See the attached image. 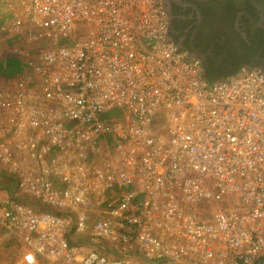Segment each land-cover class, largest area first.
I'll use <instances>...</instances> for the list:
<instances>
[{
    "label": "built area",
    "instance_id": "obj_1",
    "mask_svg": "<svg viewBox=\"0 0 264 264\" xmlns=\"http://www.w3.org/2000/svg\"><path fill=\"white\" fill-rule=\"evenodd\" d=\"M0 3L30 49L0 78V247L24 264L264 260L262 70L210 82L163 0Z\"/></svg>",
    "mask_w": 264,
    "mask_h": 264
},
{
    "label": "flooded vegetation",
    "instance_id": "obj_2",
    "mask_svg": "<svg viewBox=\"0 0 264 264\" xmlns=\"http://www.w3.org/2000/svg\"><path fill=\"white\" fill-rule=\"evenodd\" d=\"M163 2L170 39L181 49L221 70L229 59L264 72V0Z\"/></svg>",
    "mask_w": 264,
    "mask_h": 264
},
{
    "label": "trees",
    "instance_id": "obj_3",
    "mask_svg": "<svg viewBox=\"0 0 264 264\" xmlns=\"http://www.w3.org/2000/svg\"><path fill=\"white\" fill-rule=\"evenodd\" d=\"M8 7H9L8 4L0 3V26H5V24L11 22L14 18L15 10L7 9ZM6 9L7 12H5ZM27 39H28V34L26 32L22 34H18L17 36L8 39L7 44L8 46L11 47V52H9L4 58H0V78L11 77L14 74L22 72L24 58H22L19 53L22 54L27 50V47L29 46ZM12 49H15V51ZM16 51H18V54L15 53ZM203 61L205 66V76L210 82L228 78L229 76L239 72L240 69L243 66H245L241 62L237 64L232 60L226 59L224 63H226L227 66L225 69L221 70L216 66L213 65L209 66V64L205 62V60ZM112 113L113 112H110V116H109L110 118L114 117ZM79 237L82 236L80 235ZM84 237L88 239L86 235H84Z\"/></svg>",
    "mask_w": 264,
    "mask_h": 264
},
{
    "label": "rangeland",
    "instance_id": "obj_4",
    "mask_svg": "<svg viewBox=\"0 0 264 264\" xmlns=\"http://www.w3.org/2000/svg\"><path fill=\"white\" fill-rule=\"evenodd\" d=\"M5 12H7V9L5 10ZM10 23L11 22H8L7 24H5V26H0V58H4L9 52H11V47L8 46V44H7L8 39L12 38L10 36V29H11ZM62 45L68 46V45H70V42H68L67 44H62ZM12 50L15 51V49H12ZM29 51H30V49H29V47H27V50L24 53H22V54L19 53V54L21 55L22 58L26 59L29 56ZM15 53L18 54V51H16ZM1 83H3V82H1ZM121 114H123V112H121ZM103 242H104V244L109 243L110 245H112V243H110V242H107V241H103ZM113 243H115V242H113ZM89 245L92 247H95L92 244H89ZM4 248H6V247H4ZM7 249H10L8 251L9 252L12 251V252L8 253V251L4 252L3 250H0V264H19V261L21 264H23L22 256L20 255V258H19V253H17L19 251V249H21L20 247H16L13 244H9Z\"/></svg>",
    "mask_w": 264,
    "mask_h": 264
},
{
    "label": "crops",
    "instance_id": "obj_5",
    "mask_svg": "<svg viewBox=\"0 0 264 264\" xmlns=\"http://www.w3.org/2000/svg\"><path fill=\"white\" fill-rule=\"evenodd\" d=\"M74 235H77V234H74ZM73 235V236H74ZM80 235H77V236H75L76 238H83L82 240L83 241H86L87 239L84 237V235H81L82 237H79ZM87 242H88V240H87ZM98 246V245H97ZM97 246H95V247H97ZM4 247H6V248H4ZM4 247L2 246V247H0V250H3L4 252H7L8 250H10V249H7V247H8V245L6 244V245H4ZM18 249V248H17ZM87 250H91V249H94L92 246H89L88 248H86ZM10 252H12V251H10ZM9 251H8V253H10ZM17 253H19V258H20V255L22 256V251H18ZM18 258V259H19ZM19 264H21L20 263V261H19ZM24 264V263H23Z\"/></svg>",
    "mask_w": 264,
    "mask_h": 264
},
{
    "label": "water",
    "instance_id": "obj_6",
    "mask_svg": "<svg viewBox=\"0 0 264 264\" xmlns=\"http://www.w3.org/2000/svg\"><path fill=\"white\" fill-rule=\"evenodd\" d=\"M192 57H198V58H204V56L200 53L198 54H190ZM256 264H264V260H260L258 263Z\"/></svg>",
    "mask_w": 264,
    "mask_h": 264
}]
</instances>
